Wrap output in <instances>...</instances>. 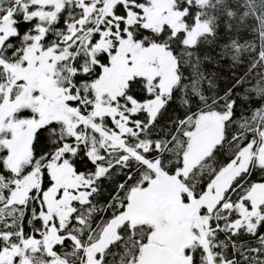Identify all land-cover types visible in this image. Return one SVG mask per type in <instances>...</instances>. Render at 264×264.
Wrapping results in <instances>:
<instances>
[{
	"label": "snow or ice",
	"instance_id": "obj_1",
	"mask_svg": "<svg viewBox=\"0 0 264 264\" xmlns=\"http://www.w3.org/2000/svg\"><path fill=\"white\" fill-rule=\"evenodd\" d=\"M0 264H264V0H0Z\"/></svg>",
	"mask_w": 264,
	"mask_h": 264
}]
</instances>
